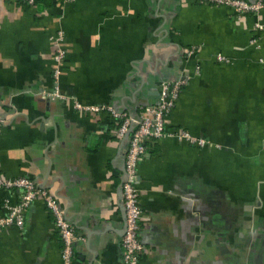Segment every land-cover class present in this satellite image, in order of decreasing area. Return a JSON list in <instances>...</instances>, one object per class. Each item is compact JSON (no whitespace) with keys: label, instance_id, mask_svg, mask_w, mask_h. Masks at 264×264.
Masks as SVG:
<instances>
[{"label":"crops","instance_id":"1","mask_svg":"<svg viewBox=\"0 0 264 264\" xmlns=\"http://www.w3.org/2000/svg\"><path fill=\"white\" fill-rule=\"evenodd\" d=\"M256 20L264 27V7L237 14L193 0H0V175L30 177L56 195L81 237L68 264H123L126 140L107 112H78L70 98L43 92L56 84L81 103L136 115L156 103L161 81L186 75L164 125L211 144L145 142L139 264H264V31ZM57 30L64 55L54 82ZM4 197L15 202L17 192L0 189V214ZM60 250L40 199L20 228L0 231V264H63Z\"/></svg>","mask_w":264,"mask_h":264},{"label":"built area","instance_id":"2","mask_svg":"<svg viewBox=\"0 0 264 264\" xmlns=\"http://www.w3.org/2000/svg\"><path fill=\"white\" fill-rule=\"evenodd\" d=\"M29 5H33L36 0H19ZM71 1V0H63ZM195 2L224 5L234 9L237 14L245 12H257L264 7V0H193ZM253 26L259 31H264L263 25L254 21ZM63 32L57 30L51 37L53 53L52 61L54 67L52 76L56 81L58 69L63 61L64 48L61 44ZM192 53V49L187 50V54ZM216 60L225 61L226 58L218 53ZM259 62L264 66V57H260ZM198 68V67H196ZM188 75L176 80H163L158 85V97L154 104L145 105L136 114L126 111H118L109 104L81 103L73 97H67L58 91L56 84L51 90L43 92L49 97L60 99L70 98V106L78 112H99L105 111L114 121V134L119 139H123L128 133L126 145L123 151V162L121 180L119 184L120 204L123 208V230L120 238L122 248L121 260L123 264H139V254L143 246L139 240L140 219L142 209L139 203V189L137 187V165L145 153V142L153 139H160L166 136H173L178 140L203 147L211 143L201 136L194 135L184 128L167 129L164 125V116L173 107L181 87L186 84ZM5 118L0 115V129L5 124ZM0 189H13L17 192V199L11 202L7 197L2 200L3 213L0 214V231L5 227L15 226L20 228L23 224V213L25 208L34 199H40L45 207L51 212L53 225L61 241V260L63 264H68L73 258L72 243L76 239H81L76 235L74 228L65 215L64 208L59 204L56 195L49 193L44 187L39 186L32 178L27 176L6 177L0 175Z\"/></svg>","mask_w":264,"mask_h":264},{"label":"water","instance_id":"3","mask_svg":"<svg viewBox=\"0 0 264 264\" xmlns=\"http://www.w3.org/2000/svg\"><path fill=\"white\" fill-rule=\"evenodd\" d=\"M157 96H158V95H157ZM127 135H128V133H126V134L124 135L123 139L127 140ZM119 192H120V191H119ZM121 211H122V218H123V208H122V206H121Z\"/></svg>","mask_w":264,"mask_h":264}]
</instances>
